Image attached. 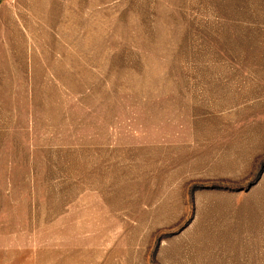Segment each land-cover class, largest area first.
Wrapping results in <instances>:
<instances>
[{
  "label": "rangeland",
  "instance_id": "374dc122",
  "mask_svg": "<svg viewBox=\"0 0 264 264\" xmlns=\"http://www.w3.org/2000/svg\"><path fill=\"white\" fill-rule=\"evenodd\" d=\"M0 264H264V0H0Z\"/></svg>",
  "mask_w": 264,
  "mask_h": 264
}]
</instances>
